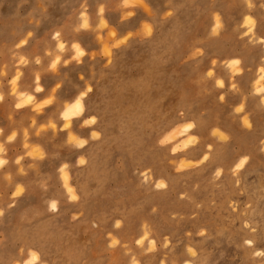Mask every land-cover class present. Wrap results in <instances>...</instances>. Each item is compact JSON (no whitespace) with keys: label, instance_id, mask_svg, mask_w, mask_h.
Listing matches in <instances>:
<instances>
[{"label":"rangeland","instance_id":"1","mask_svg":"<svg viewBox=\"0 0 264 264\" xmlns=\"http://www.w3.org/2000/svg\"><path fill=\"white\" fill-rule=\"evenodd\" d=\"M0 161V264H264V0H0Z\"/></svg>","mask_w":264,"mask_h":264},{"label":"snow or ice","instance_id":"2","mask_svg":"<svg viewBox=\"0 0 264 264\" xmlns=\"http://www.w3.org/2000/svg\"><path fill=\"white\" fill-rule=\"evenodd\" d=\"M248 22H250V21H248ZM149 31H150V30H149ZM22 43H23V42H22ZM74 47H75V45H74ZM232 63H233V64H237V63H239V61H232ZM209 75H211V72H209ZM217 83H218V84H221V86H222V82L217 81ZM258 91H260V90L258 89ZM81 95H83V93H81ZM220 99L223 100V96H221ZM18 107H19V105H18ZM73 108H75L76 111H73L71 114H72V115H78V114H79V110H80V100H79V99L76 100L75 104L73 105ZM240 110H241L240 108H237V111H240ZM67 114H68V113L66 112V115H67ZM245 123H247V121H245ZM192 127H193L192 124H187V125H186V128H189V129H190V128H192ZM82 143H83V141H80V144H82ZM160 143H161V144H164V143H165V140H161ZM175 150H176V149H173V151H175ZM205 159H207V157H205ZM81 163H83V161H81ZM243 163H244V161L241 160L240 164H237L236 167H237V168L241 167V165H242ZM156 187H157V188H162V187H164V185H163L162 183H158V184L156 185ZM68 190H69V192L72 191V189H70V188H69ZM71 198H72V199H75L76 197H75V196H72ZM52 207L55 208V203H53ZM137 243H140V241L138 240ZM247 243H251V241H247Z\"/></svg>","mask_w":264,"mask_h":264},{"label":"clouds","instance_id":"3","mask_svg":"<svg viewBox=\"0 0 264 264\" xmlns=\"http://www.w3.org/2000/svg\"><path fill=\"white\" fill-rule=\"evenodd\" d=\"M144 7H145V10H147V5H145ZM54 63H55V62H54ZM59 87H60V85H59V84H56V85L53 87V92H55V90H56L57 88H59ZM41 90H42L41 87L38 85L36 91L39 92V91H41ZM89 90H91V89H89ZM29 99H31V97H29ZM49 102H50V101L47 100V99L43 101L44 104H48ZM38 107H39V106H38ZM64 116H65V118L67 119L68 114L66 115V113H64ZM73 116H75V115H73ZM94 119H95L94 117L91 118V120H94ZM85 123L87 124L88 121H85ZM65 127H67V125H65ZM92 135H93V136H98V133L93 132ZM11 138H12V137L10 136L9 139H11ZM82 141H83V143L80 144L81 147H83L84 143H86V141H84V140H82ZM244 159L246 160L247 157H245ZM81 161H82V160H81ZM81 161H80V162H81ZM0 163H2V161H0ZM140 242H141V241H140ZM262 254H264V253H261V252H257V253H255V255H262ZM29 257H30V258H28V259H26V260L24 261V264H34V262L37 261V259H38V255H37V253L34 252V251L30 252ZM186 264H187V262H186Z\"/></svg>","mask_w":264,"mask_h":264},{"label":"bare ground","instance_id":"4","mask_svg":"<svg viewBox=\"0 0 264 264\" xmlns=\"http://www.w3.org/2000/svg\"><path fill=\"white\" fill-rule=\"evenodd\" d=\"M80 100V110H79V113L83 110V104H82V100H81V98L79 99ZM75 102H76V99L74 100V102L73 103H71V104H69L68 106H67V108H66V110H65V112L64 113H68V116L69 117H72L73 115L71 114L73 111H76V109L75 108H73V105L75 104ZM179 131V130H178ZM177 131V132H178ZM174 134H176V132L174 133Z\"/></svg>","mask_w":264,"mask_h":264}]
</instances>
